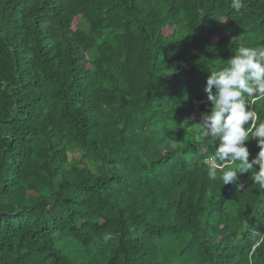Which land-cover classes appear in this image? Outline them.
<instances>
[{
    "label": "trees",
    "instance_id": "1",
    "mask_svg": "<svg viewBox=\"0 0 264 264\" xmlns=\"http://www.w3.org/2000/svg\"><path fill=\"white\" fill-rule=\"evenodd\" d=\"M230 4L0 0V264H264V188L196 139L210 72L264 45V0Z\"/></svg>",
    "mask_w": 264,
    "mask_h": 264
},
{
    "label": "clouds",
    "instance_id": "2",
    "mask_svg": "<svg viewBox=\"0 0 264 264\" xmlns=\"http://www.w3.org/2000/svg\"><path fill=\"white\" fill-rule=\"evenodd\" d=\"M230 6L239 11L245 6L244 0H231ZM203 91L211 106L200 114L196 139L215 143L210 159L217 165H228L219 174L217 167H210L208 177L225 185L236 181L237 173L251 172L252 182L264 188V119L247 99L264 100V45L241 44L226 66L210 72ZM250 138L259 148L251 161L245 143ZM168 144L171 149L177 147L175 139ZM112 238L111 233L104 236L106 240Z\"/></svg>",
    "mask_w": 264,
    "mask_h": 264
},
{
    "label": "rangeland",
    "instance_id": "3",
    "mask_svg": "<svg viewBox=\"0 0 264 264\" xmlns=\"http://www.w3.org/2000/svg\"><path fill=\"white\" fill-rule=\"evenodd\" d=\"M207 164L210 166V167H216L215 163L213 160H208L207 161Z\"/></svg>",
    "mask_w": 264,
    "mask_h": 264
}]
</instances>
